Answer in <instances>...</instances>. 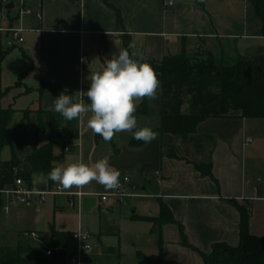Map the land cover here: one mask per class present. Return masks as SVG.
<instances>
[{
  "label": "crops",
  "instance_id": "obj_1",
  "mask_svg": "<svg viewBox=\"0 0 264 264\" xmlns=\"http://www.w3.org/2000/svg\"><path fill=\"white\" fill-rule=\"evenodd\" d=\"M167 1L107 0L112 8L104 0H33L29 4L32 14L14 21V25L21 26L24 35H32L28 53L37 42L40 44L41 58L38 70L34 63L31 67L33 74L38 71L36 80L29 84L22 82L27 87L24 94H29L34 105L27 110H17L7 130V140L20 159L31 153L34 142H39L38 147L49 142L44 133L34 141L32 131L39 129L37 112H55L54 102L61 92L87 91L90 80L86 77L90 72L101 70L107 59L118 55L124 34L131 37L135 51L145 61L160 62L182 50L190 56L201 51L218 59L229 57L234 61L264 56L263 23L256 18L248 0H169L172 6H168ZM114 9L119 12L121 22ZM9 15L15 16L17 11L11 10ZM4 36L10 38L0 34V38ZM157 75L161 84V77ZM25 111L32 112L28 122L23 118ZM249 120L209 118L198 125L195 134L185 139L155 131L158 135L150 143L132 148L128 145L130 133L127 131L117 133L111 142L97 141L85 117L84 121L78 120L79 145L74 151L64 153L66 145L63 146L59 139L54 140L53 144L58 141L61 145V151L56 154L61 159L56 166L79 161L91 166L107 158L120 171V182L128 176L135 189L145 195L139 200H156L158 216L164 205L176 222L159 228L152 220L151 223L147 221L158 216H141L140 221L148 223L149 228L132 232L129 241L133 247L147 242L146 254L137 251L136 258L130 259L120 247L113 246L103 247L102 254L114 259L115 264H204L197 253L182 246L178 225L182 226L188 242L207 254L216 243L239 245L243 213L249 217L250 234L264 237V155L260 159L248 156L253 144L248 135ZM145 122L154 131L160 126V117L156 113L141 117L138 128L144 127ZM18 140L23 145L22 151L17 147ZM262 142L264 145V138ZM10 157V148L5 147L1 158L7 161ZM195 164L211 165V176H203L195 169ZM57 184L50 185L45 177L35 175L32 186H27L43 192L52 190ZM79 190L84 194L80 200L75 199L79 201V215L93 206L100 209V196L114 191L95 181L68 191ZM56 196L66 197L69 208L68 196ZM6 201L8 203L7 198ZM41 204L35 201L23 206L39 211ZM2 206L6 205L0 196V208ZM22 211L14 213L12 207L9 213L3 212L17 219ZM64 228L56 232L69 233V239L72 238L75 232H67ZM53 232L51 229L45 240H48L47 245L53 240ZM37 234L41 237L39 247H47L42 241L44 235ZM74 248L69 249L67 245L66 249Z\"/></svg>",
  "mask_w": 264,
  "mask_h": 264
},
{
  "label": "trees",
  "instance_id": "obj_2",
  "mask_svg": "<svg viewBox=\"0 0 264 264\" xmlns=\"http://www.w3.org/2000/svg\"><path fill=\"white\" fill-rule=\"evenodd\" d=\"M255 11L256 18L263 23L264 35V0H248ZM105 4L112 8L107 0ZM115 11L118 22L121 16ZM15 19H11L14 22ZM128 34L123 36L122 49L133 51ZM135 50V49H134ZM8 52L0 47V69ZM207 60L198 62L182 50L178 55L166 56L160 62L142 60L149 63L161 77V89L158 99L143 98L134 115L138 119L157 114L160 126L157 132L169 133L185 139L196 133L198 125L209 118H240L264 120V56L255 60L229 61L227 57L216 59L206 53ZM138 58H140L138 56ZM68 94L67 92H65ZM86 103H90L85 97ZM16 110L0 112V191L13 186L17 179L23 180L29 187L35 175L45 177L50 185L53 181L48 173L61 156L54 155L53 141L60 139L52 134L53 129L61 130L62 139L73 141L79 138L78 120L66 121L57 112L38 111L39 129L44 128L43 118L48 119L49 142L38 147L36 142L32 152L22 161L14 146L7 140V130ZM31 113L25 111V113ZM37 139L35 134L34 141ZM102 137L96 134V140ZM146 143L133 138L130 132L128 145L140 148ZM9 147L11 157L7 161L1 158L2 151ZM195 169L203 176H211V165L195 164ZM156 227L175 224L170 210L161 205L160 214L152 219ZM249 217L243 213L240 224V243L231 247L225 243H216L209 253H203L192 246L182 226L178 225L182 238V246L197 253L204 264H264V237L250 234ZM69 233L53 232L54 246L58 251L47 255L49 248L28 245L25 248H0V264H66V248ZM162 238H159V245Z\"/></svg>",
  "mask_w": 264,
  "mask_h": 264
},
{
  "label": "rangeland",
  "instance_id": "obj_3",
  "mask_svg": "<svg viewBox=\"0 0 264 264\" xmlns=\"http://www.w3.org/2000/svg\"><path fill=\"white\" fill-rule=\"evenodd\" d=\"M24 39L25 43L20 44L12 37L9 39H5V36L0 38L1 49L4 52L9 51L0 69V112L10 109L16 111L27 110L29 106L33 107L34 105L29 94H24L27 90L24 84H29L30 81H35L38 77V71L37 74H33L31 67L34 63L36 70H38L41 58L40 44L37 42L28 53V45L31 44L32 35H24ZM191 57L198 62L207 60L206 52L201 51L196 52ZM227 58L229 61H234L229 57ZM31 113L23 114L24 121H30L32 117ZM248 122L251 126L248 135L253 140V144L248 149V156L260 159L264 155V145L262 142L264 138V120H249ZM43 124L45 127L43 131L38 129L37 131H32V133L37 134L38 137L41 133H44L48 137L50 129L47 127V117L43 118ZM143 124L144 127H149L147 122ZM52 134L55 137H60L59 140L63 142V146L68 144V141L62 139L61 130L53 129ZM9 138L13 139L14 137ZM38 144L39 142H37ZM17 147L19 151L24 150L20 140H18ZM53 150L55 156L61 151V145L58 141H55L53 144ZM21 160L23 161L24 157ZM251 160L253 161L254 159ZM2 199L6 205V197L2 196ZM78 203L79 201H77L76 208L71 209L67 207L66 197L56 196L54 198V196H46L45 201L40 205L39 211L33 208H25L23 205H19L18 207L22 206L24 208L12 206L14 213L23 210L18 214L17 219H11L12 215L5 214L3 212L4 206H2L0 208V248H17L18 246L25 248L30 244L41 246L39 242L41 237L39 235L37 239H34L35 241L32 239L31 241L24 235L31 232L42 233L45 237H43V243L47 248H50V246H54V241L52 240L51 244L47 245L48 240H45L49 237L51 229L56 232L65 227L64 229L67 232L73 233L78 231L80 224L81 230L84 233L90 234L89 244L93 248L92 255L86 260L87 264H115L114 259L107 258L102 254L103 247L108 246L120 247L121 252L126 253L130 259L136 258L137 251H141L143 254L147 253V248L145 247L148 245L147 242L133 247L129 241V237L134 231L142 232L149 228L148 223L140 221L139 218L141 216H158L159 211L156 200L136 199L129 206L122 208H119V206L113 207L111 210L115 211L112 213L109 211L110 209H107L108 206L101 207L100 209L93 206L89 211L85 210L81 215L78 213ZM133 211H137L136 214H133ZM151 220L147 221L150 222ZM67 245L69 249L74 248L75 243L73 242V238L68 240Z\"/></svg>",
  "mask_w": 264,
  "mask_h": 264
},
{
  "label": "clouds",
  "instance_id": "obj_4",
  "mask_svg": "<svg viewBox=\"0 0 264 264\" xmlns=\"http://www.w3.org/2000/svg\"><path fill=\"white\" fill-rule=\"evenodd\" d=\"M129 48L133 49L131 53L121 49L118 55L105 61L101 70L90 72L86 77L90 80L87 91L61 92L55 99L54 111L66 121H84L87 117V127L105 142H111L117 133L125 131L145 143L154 140L158 133L149 127L138 128L134 113L137 102L143 98L158 99L160 80L153 67L138 58L134 45L130 44ZM85 97L90 103L85 102ZM120 175L107 158H102L91 166L83 161L55 166L48 178L65 190L81 189L93 181L112 190L121 187Z\"/></svg>",
  "mask_w": 264,
  "mask_h": 264
},
{
  "label": "built area",
  "instance_id": "obj_5",
  "mask_svg": "<svg viewBox=\"0 0 264 264\" xmlns=\"http://www.w3.org/2000/svg\"><path fill=\"white\" fill-rule=\"evenodd\" d=\"M32 1L33 0H18L16 2L15 0H2V11L0 12V34L8 35L20 44L24 42L22 34L25 30L21 26L14 25V22H11V19H15L16 21L26 15H31L32 11L29 9V4ZM11 3L14 4L12 10L17 11V15L15 16H10L9 13L11 10L6 8V6ZM166 3L168 6L173 5L169 0ZM248 142L251 141L248 140ZM78 145V139L70 141L69 144L64 147V153L74 151ZM120 183V188L114 189L110 194L100 196V205L102 207L108 206L107 209H112L115 206L126 207L133 200L145 197V195L135 189L128 176H126ZM56 195L68 196L70 198L69 208L74 209L77 202L75 199L80 200L84 194L80 190L78 192H70L63 189L59 184H57L52 190L40 192L30 189L21 179H17L13 186L0 191V196H5L8 199V203L3 207L5 213H9L12 206H29L35 201H38L41 204L45 201L46 196ZM25 236L32 239L38 238V234L35 232L25 233ZM72 238L75 242V248L71 251L66 249V264H87L86 260L93 252V248L89 244L90 234L84 233L79 228L78 231L72 235ZM52 251H58V249L50 248L47 255H51Z\"/></svg>",
  "mask_w": 264,
  "mask_h": 264
},
{
  "label": "water",
  "instance_id": "obj_6",
  "mask_svg": "<svg viewBox=\"0 0 264 264\" xmlns=\"http://www.w3.org/2000/svg\"><path fill=\"white\" fill-rule=\"evenodd\" d=\"M6 8L8 9V10H12L13 8H14V4H9L8 6H6Z\"/></svg>",
  "mask_w": 264,
  "mask_h": 264
}]
</instances>
